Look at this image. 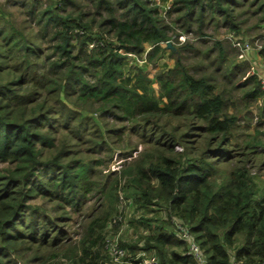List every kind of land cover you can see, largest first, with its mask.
<instances>
[{"label": "trees", "instance_id": "1", "mask_svg": "<svg viewBox=\"0 0 264 264\" xmlns=\"http://www.w3.org/2000/svg\"><path fill=\"white\" fill-rule=\"evenodd\" d=\"M250 18L264 27V0H0V264H116L106 242L125 200L143 229L119 238L134 257L151 250L159 264H198L184 254L179 219L209 264L261 263L264 186L252 171L264 157L261 131L242 134L232 88L193 72L184 52L198 49L179 38L210 37L209 23L237 37ZM172 40L175 65L151 77L136 57L153 63ZM212 42L231 78L242 64ZM258 52L264 60V43ZM245 79L242 97L261 100L263 118L259 78ZM131 134L138 141L126 145ZM125 147L137 155L124 152L132 159L105 175ZM36 197L56 212L94 199L78 240L57 224L69 212L52 217L30 203Z\"/></svg>", "mask_w": 264, "mask_h": 264}, {"label": "rangeland", "instance_id": "2", "mask_svg": "<svg viewBox=\"0 0 264 264\" xmlns=\"http://www.w3.org/2000/svg\"><path fill=\"white\" fill-rule=\"evenodd\" d=\"M170 19V17L168 18ZM256 21L255 18H250L249 22L246 24L247 28H250V30H247L244 27V31L237 34L234 40H238L241 42L240 45H236L234 47V44L232 43L231 38L229 37L231 35V31L227 27L224 26H217L214 23H209L206 25L205 32L208 34H211L210 37L203 38L198 37L195 38L194 33H189L188 35L183 34L179 38L181 40H185L186 38H190V41L196 46L198 50L189 49L184 52V59L186 60V65L191 68L193 72L196 74H202V73H208L209 75L215 76L222 85L232 88L233 95H235V102L237 103V110L239 114V130L243 132L242 134H250L254 135L256 132L261 131L258 134V137L264 142V117L260 118V107L262 105L261 100H250L248 98H243V94L245 90L251 86L249 82L246 83V77H249L251 74H256L259 78V74L255 73V70L253 68V65L251 61L248 60L249 57L252 58V61L254 58L252 56L255 55L256 50H259L262 44L264 43V27L260 28H253V24ZM177 32H180V29H176ZM176 39V38H175ZM214 39H220L224 42V44L229 48V60H232V62L236 65H239L238 63H241L242 65L235 70V73L231 76V78H226V76L223 74V68L222 70L218 69V64L215 60V57L217 56L218 49H214L213 40ZM206 40V41H205ZM168 44V43H167ZM246 44H249L252 46V48L249 50L250 55L248 57V53L246 54L244 52L243 55H241L242 49L241 46L244 47ZM172 47L177 50L178 43L174 40H172ZM172 47H169L166 49L165 52L162 53V55L155 60V62H147L144 59H140L136 57L135 61L139 63L141 66H143L144 70L148 72V74L151 77H154L155 74L158 72H161L162 70H168L169 68H172L176 63V56L172 54V51L170 49H173ZM211 48L213 51L211 53V57L206 58L204 56V51L206 49ZM134 60H132V63H135ZM130 64V63H129ZM262 68H264V64L262 65ZM261 73V72H260ZM234 81L238 83V86L232 87ZM154 85L158 86V82L154 80ZM132 136H127L125 140V144L127 145L129 142L136 143L138 141L135 134H131ZM244 138V136L242 137ZM139 150L142 149V145L139 143ZM134 150L132 152L133 156L137 155V152L135 151V148L133 147H125L122 149H116L113 153L112 160L105 166V175L110 174L114 170H118L123 166V164L127 161H130L132 159L131 154H124V152H127L129 150ZM180 149V148H178ZM259 151H263V148H258ZM108 150L105 151L104 154H107ZM124 154V155H123ZM258 159H256L255 163L253 162L252 171L255 174H259L260 176V184L264 186V157L258 156ZM1 167L7 166L6 164H0ZM133 191L128 190V194L132 195ZM125 193L121 194V196H125ZM30 203L33 205L40 206L41 209L45 210V212L52 217L57 216L59 213L63 214V210L69 212L67 214L69 216L70 221L64 222V221H57L58 225H61L65 228L67 237L71 239L72 242L74 240H78V236L76 235V232H79L80 225L83 224L86 218V214L89 213L92 210V206L95 204L94 199L91 201H83L82 205L78 207H71L70 205H62L60 208L61 210L56 212L53 209V204L49 203L48 201L41 200L40 198H32L30 200ZM123 204V205H122ZM121 204L122 211L124 214V220L123 216L121 215V218L123 221L121 222V227L114 230H110V235H108L107 239H112L113 235H119V238H123V240L132 241V238L137 239L139 234H137V230H143L136 229L132 225V223L129 222V220L133 217L134 214V206H130L126 204V200L123 201ZM117 231V232H116ZM25 255H29L28 253ZM16 258V256H15ZM17 264H26L27 261L23 259V257H18ZM53 263H56L54 259L51 260ZM58 264H70L69 261L66 259H60ZM114 264V263H110Z\"/></svg>", "mask_w": 264, "mask_h": 264}, {"label": "built area", "instance_id": "3", "mask_svg": "<svg viewBox=\"0 0 264 264\" xmlns=\"http://www.w3.org/2000/svg\"><path fill=\"white\" fill-rule=\"evenodd\" d=\"M232 42L236 45H240L241 42L234 40L233 36H229ZM252 48L249 44L241 46L242 52L247 54L248 51ZM259 81L261 88L264 90V75H259ZM177 225V234L180 238L185 239L187 242V249L184 254L194 258L198 264H209L208 260L203 252V249L200 247L199 243L196 241L193 233H191L187 226L183 225L179 219L175 220ZM106 247L110 252L112 260L116 264H133V261H138V264H159V258L153 251L141 250L135 257L127 249L122 247L119 242V235H113L112 239H107ZM232 264H243L242 261L233 260ZM264 264V260L259 263Z\"/></svg>", "mask_w": 264, "mask_h": 264}, {"label": "crops", "instance_id": "4", "mask_svg": "<svg viewBox=\"0 0 264 264\" xmlns=\"http://www.w3.org/2000/svg\"><path fill=\"white\" fill-rule=\"evenodd\" d=\"M250 51H248V52L250 53ZM249 53H248V57L250 55ZM252 57L254 58L253 61H252L251 57H249L248 60L251 61L253 68L255 70V73H257L259 75H264V68H262V65L264 64V60H263L262 56L259 54L258 50H256L255 55Z\"/></svg>", "mask_w": 264, "mask_h": 264}, {"label": "water", "instance_id": "5", "mask_svg": "<svg viewBox=\"0 0 264 264\" xmlns=\"http://www.w3.org/2000/svg\"><path fill=\"white\" fill-rule=\"evenodd\" d=\"M168 46H169V47H172V42H171V41H168ZM172 48L175 50L174 47H172Z\"/></svg>", "mask_w": 264, "mask_h": 264}]
</instances>
